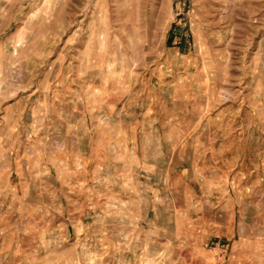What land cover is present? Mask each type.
I'll return each instance as SVG.
<instances>
[{"label": "rangeland", "instance_id": "374dc122", "mask_svg": "<svg viewBox=\"0 0 264 264\" xmlns=\"http://www.w3.org/2000/svg\"><path fill=\"white\" fill-rule=\"evenodd\" d=\"M224 193L264 264V0H0V264H200Z\"/></svg>", "mask_w": 264, "mask_h": 264}, {"label": "crops", "instance_id": "0c3cea01", "mask_svg": "<svg viewBox=\"0 0 264 264\" xmlns=\"http://www.w3.org/2000/svg\"><path fill=\"white\" fill-rule=\"evenodd\" d=\"M83 133H85V131H83ZM218 200L220 201V203H219L220 206L229 207L227 214H229L230 216H231L230 206H231V208H233L232 222H234V224L229 223V224H223L222 226L210 224V225L202 226V231L210 234L209 237H210V240H211L212 245L214 247H212L210 250H206L203 252V255L205 257L198 259V260H200V264H219L222 261V259H225V257H226V254H224V253H226V250H221V249L224 247L226 248L225 242L228 239H224V238L219 237L217 235H213L214 233H216V232H218V233H224V232L235 233L236 231H239L240 227L242 226V225H236L235 224V217L237 215L236 208L239 205L238 204V200H239L238 197L236 199H233V197L231 195L224 193L221 196V198H218ZM246 213H248V212H246ZM230 222H231V220H230ZM234 243H236V242H234ZM236 244L233 245L232 249H235ZM229 248H230V246L227 245V249H229ZM227 264H232V263L229 262Z\"/></svg>", "mask_w": 264, "mask_h": 264}]
</instances>
